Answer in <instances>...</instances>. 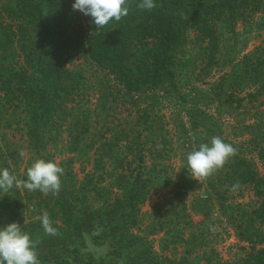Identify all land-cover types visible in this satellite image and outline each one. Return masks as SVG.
<instances>
[{
  "label": "rangeland",
  "instance_id": "obj_1",
  "mask_svg": "<svg viewBox=\"0 0 264 264\" xmlns=\"http://www.w3.org/2000/svg\"><path fill=\"white\" fill-rule=\"evenodd\" d=\"M11 5L0 0V68H9L0 73V168L23 181L34 160L48 157L64 171L57 194L22 186L0 190V226L19 223L36 242L39 261L54 264H145L151 257L156 264H264L250 257L264 251V241L255 247L251 242L264 235L255 212L261 202L235 166L247 157L264 175V10L246 20L219 21L216 51L191 33L180 74L186 99L142 87L130 92L106 67L79 53L71 68L81 75L76 101L84 109L65 111L63 126L59 122L47 133L32 113L46 93L35 87L32 101H19L7 89L8 72L22 70L25 46L34 48L40 33ZM243 73L247 81L238 78ZM142 110L159 113L155 134L144 131L145 138L139 133ZM215 136L235 153L197 181L186 156ZM143 139L148 147L157 145L140 165L137 144ZM131 191L147 194L136 210L126 206ZM93 209L99 217L88 216ZM45 213L55 235L42 228ZM144 251L148 257L141 260Z\"/></svg>",
  "mask_w": 264,
  "mask_h": 264
},
{
  "label": "trees",
  "instance_id": "obj_2",
  "mask_svg": "<svg viewBox=\"0 0 264 264\" xmlns=\"http://www.w3.org/2000/svg\"><path fill=\"white\" fill-rule=\"evenodd\" d=\"M73 2L74 0H12L11 5L15 15L22 17L27 26H38L40 33L33 39L36 45L34 48L27 51L25 46L26 62L22 70L15 67L12 73L8 72L7 89H11L19 101H32L35 87L46 93L47 98L38 99L32 113L33 118L47 133L53 128L58 129L56 126L61 122V114L65 111L84 109L76 101L81 89V75L71 68V63L79 53L85 52L94 63L106 67L115 81L130 92L136 87H142L158 94L172 92L186 99L181 91L183 76L180 77V74L186 66L187 60L184 57L192 40L191 33L194 32L196 42H207V48L216 51L219 21L231 23L246 20L255 12L264 10V0H156V7L151 10L139 8L140 0H128L127 16L95 30L90 16L73 10ZM37 52L38 56H34ZM214 55L212 52V59ZM8 69L0 68L1 75L7 73ZM246 75L243 73L238 78L247 81ZM6 83L7 80L4 79V84ZM84 103L86 105V101ZM86 109L91 112L88 103ZM158 115V112L152 116L148 111L142 110L143 128L139 132L141 138H145L144 131H156L154 119ZM62 126L61 122L59 128ZM156 143L153 141L151 144L153 150H156ZM137 145L140 151L139 163L145 165L147 153L152 151V147H148L144 139ZM42 158L49 160L48 157ZM235 166L238 177L248 181L260 199L261 205L255 212L256 217L264 221V175L258 170L255 161L247 157L238 160ZM95 171L96 167L91 176L93 179ZM146 195L143 191H131L125 197L126 206L136 210L145 201ZM117 200L121 201L120 198ZM86 210L87 208L84 213H88ZM97 210L99 209H93L94 212L88 216L99 217L101 212H96ZM113 211L110 210L106 216L113 217ZM263 241L264 235L262 238H251L253 247ZM145 252L140 253L138 258H147ZM262 252L264 251L251 254L250 257L257 263H262ZM39 262L54 264L45 258H41ZM144 263L156 264L153 257ZM90 264L112 263L96 261Z\"/></svg>",
  "mask_w": 264,
  "mask_h": 264
},
{
  "label": "clouds",
  "instance_id": "obj_3",
  "mask_svg": "<svg viewBox=\"0 0 264 264\" xmlns=\"http://www.w3.org/2000/svg\"><path fill=\"white\" fill-rule=\"evenodd\" d=\"M138 6L151 10L156 7V0H140ZM72 7L73 10L90 16L95 30L105 27L111 21H120L129 12L128 0H74ZM234 153L235 149L231 144L215 136L187 154V168L193 178L201 181L222 168ZM63 171L55 161L43 158L33 161L23 181L17 179L7 168H0V190L7 193V190L22 186L30 192L57 194L61 188ZM41 225L46 234H56L57 229L53 227L46 213L41 218ZM35 243L17 222L0 226V264H40Z\"/></svg>",
  "mask_w": 264,
  "mask_h": 264
}]
</instances>
